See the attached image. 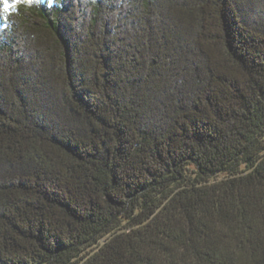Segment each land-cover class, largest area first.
Listing matches in <instances>:
<instances>
[{
  "label": "trees",
  "instance_id": "16d2710c",
  "mask_svg": "<svg viewBox=\"0 0 264 264\" xmlns=\"http://www.w3.org/2000/svg\"><path fill=\"white\" fill-rule=\"evenodd\" d=\"M0 264H264V0L0 5Z\"/></svg>",
  "mask_w": 264,
  "mask_h": 264
},
{
  "label": "snow or ice",
  "instance_id": "6c2138e0",
  "mask_svg": "<svg viewBox=\"0 0 264 264\" xmlns=\"http://www.w3.org/2000/svg\"><path fill=\"white\" fill-rule=\"evenodd\" d=\"M15 2H18V0H15ZM15 2L9 3V0H0V5H2V10L7 12L9 9L15 7Z\"/></svg>",
  "mask_w": 264,
  "mask_h": 264
},
{
  "label": "rangeland",
  "instance_id": "374dc122",
  "mask_svg": "<svg viewBox=\"0 0 264 264\" xmlns=\"http://www.w3.org/2000/svg\"><path fill=\"white\" fill-rule=\"evenodd\" d=\"M35 1H39V0H32V2H35ZM14 2H15V0H9V3H14Z\"/></svg>",
  "mask_w": 264,
  "mask_h": 264
},
{
  "label": "clouds",
  "instance_id": "9594fccd",
  "mask_svg": "<svg viewBox=\"0 0 264 264\" xmlns=\"http://www.w3.org/2000/svg\"><path fill=\"white\" fill-rule=\"evenodd\" d=\"M27 3L31 4L32 0H26Z\"/></svg>",
  "mask_w": 264,
  "mask_h": 264
}]
</instances>
